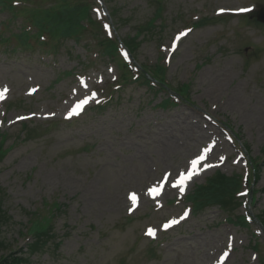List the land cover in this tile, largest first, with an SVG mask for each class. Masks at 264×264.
Segmentation results:
<instances>
[{
    "label": "rangeland",
    "instance_id": "rangeland-1",
    "mask_svg": "<svg viewBox=\"0 0 264 264\" xmlns=\"http://www.w3.org/2000/svg\"><path fill=\"white\" fill-rule=\"evenodd\" d=\"M155 1L115 0L117 34L134 35L151 18ZM162 1L165 27L142 35L135 54L145 66H166L174 86L190 85L188 99L165 109L158 107L164 94L128 84L115 94L117 102L90 111L121 75L118 63L96 49V35L108 30L95 7L92 28L78 40H59L54 53L42 52L34 41L32 51L0 46V90L7 88L0 99V133L11 148L0 164V201L9 218V227L1 229L4 255L25 252L30 238L21 234L30 214L58 203L52 238L26 264L264 261V234L253 218L264 220V28L238 15L256 12L264 0ZM13 5L19 8L21 1ZM9 18L7 10L0 11V35L35 32L23 16L11 25ZM204 18L210 21L196 28ZM186 30L172 51L176 36ZM85 98L82 112L69 116ZM23 123L34 131L30 140ZM206 147L204 165L213 167L203 165L184 193L148 198L149 188L166 174L172 181L186 172ZM251 160L258 179L241 187L244 199L231 221L216 207L191 211L184 199L196 186L216 172L251 179ZM133 193L136 205L129 199ZM236 217L251 222L242 228ZM172 220L179 222L165 229Z\"/></svg>",
    "mask_w": 264,
    "mask_h": 264
},
{
    "label": "trees",
    "instance_id": "trees-1",
    "mask_svg": "<svg viewBox=\"0 0 264 264\" xmlns=\"http://www.w3.org/2000/svg\"><path fill=\"white\" fill-rule=\"evenodd\" d=\"M10 0H0V7L2 9L6 8V3ZM56 4L48 9L33 8V9H23L22 13L27 16L28 22L37 29L36 38L41 36H48L51 39H59L61 37H70L79 31H83L82 21L88 18L89 7L87 2L92 0H53ZM105 2L111 0H104ZM5 2V3H4ZM159 2V1H158ZM158 8H160V3H158ZM113 13L114 10H113ZM160 18V11L158 10L153 19L145 25L138 26L136 28V35L134 38L127 37L125 40V47L131 54H135L138 49L139 37L144 35L147 36L149 31L153 28V22ZM201 23L200 25H202ZM30 39L28 34L25 32L20 33L16 36H10L9 38H0L2 42L16 41L20 46L28 47ZM106 53L111 54L116 52L119 48L116 41L108 40L105 38ZM43 48L46 45L41 44ZM109 51V52H108ZM144 72L150 74V76L155 79L156 85H152L147 81L143 73L139 72V80L142 81L147 87L152 89L153 87L165 86V72L161 67L156 69H148V67H141ZM180 89V92H182ZM168 103L164 102V106ZM4 135L0 134V163L7 155L8 150L4 148ZM256 169V164L254 165ZM241 178L236 177H226L220 173L213 175L209 178L204 185L197 186L192 193L187 197V201L191 204L192 209L196 212H203L207 208L218 207L228 215L233 216V212L239 206V201L237 199V194L241 189ZM2 191L0 190V194ZM48 209V210H47ZM60 206L54 204L52 206H47L44 209V214L36 213L30 216L29 225L27 228V234L31 237V243L26 246L27 254L21 251L20 256L27 255L24 257H17L13 254L4 255L1 254L6 252L7 247L5 241L1 238V229L3 227H9V218L2 209L0 201V264H25L29 262V257L38 254L42 247H46V243L52 238L53 231V220L54 212L58 211ZM47 210V211H46ZM238 219V218H237ZM239 224L246 226L245 220L239 218ZM260 223L264 227V220H260ZM58 245V244H57ZM56 246V245H55ZM45 251V250H44ZM43 251V252H44ZM42 252V253H43ZM40 253V254H42ZM264 264V262H262Z\"/></svg>",
    "mask_w": 264,
    "mask_h": 264
},
{
    "label": "snow or ice",
    "instance_id": "snow-or-ice-1",
    "mask_svg": "<svg viewBox=\"0 0 264 264\" xmlns=\"http://www.w3.org/2000/svg\"><path fill=\"white\" fill-rule=\"evenodd\" d=\"M105 27L107 28V25H105ZM188 31L190 30H186L184 32L179 33L175 40L173 41L172 44V51L175 50L176 48V43L181 39V37L186 36ZM34 91V90H33ZM7 92V88H4L3 90H0V99H2L4 97V95ZM95 97V94L93 93V98ZM88 99L85 98L81 101H79L77 104H75L73 106V108L71 109L69 116L71 115H78L80 111L83 110L84 106L88 103ZM24 117H20L19 119H23ZM210 151L209 148H204L203 149V154H200L197 158H194L190 161V167L187 169L186 173L185 172H180L179 175L172 181H169L168 179V175L166 174L164 177V181L158 186H154L152 188L148 189L147 195L152 196V197H156L159 196L161 193L162 188L164 187V183H170L171 187L173 188H177L181 193H183L185 191V188L187 186V183L192 179V177L194 175H198L200 173V171H202L203 169H201L199 167V165H201V163L206 159V154ZM208 167H213L212 164H205L204 168H208ZM129 199L131 200L133 205L137 204V196L136 194H130ZM187 216V212L184 213V216H182L180 219H183L184 217ZM178 220H172L169 221L167 224L164 225V228L167 229L168 227H171L173 224L178 223ZM147 235L150 236H154V230L153 229H148ZM225 256H227V253L224 254ZM221 260H223V257H221Z\"/></svg>",
    "mask_w": 264,
    "mask_h": 264
},
{
    "label": "water",
    "instance_id": "water-1",
    "mask_svg": "<svg viewBox=\"0 0 264 264\" xmlns=\"http://www.w3.org/2000/svg\"><path fill=\"white\" fill-rule=\"evenodd\" d=\"M257 19L259 22L264 23V9L259 12Z\"/></svg>",
    "mask_w": 264,
    "mask_h": 264
},
{
    "label": "bare ground",
    "instance_id": "bare-ground-1",
    "mask_svg": "<svg viewBox=\"0 0 264 264\" xmlns=\"http://www.w3.org/2000/svg\"><path fill=\"white\" fill-rule=\"evenodd\" d=\"M202 166H203V162L201 163V165H199V167H202ZM168 190H169V189H168ZM169 191H172V190H169ZM162 195H163V194H162ZM162 195H161V196H162Z\"/></svg>",
    "mask_w": 264,
    "mask_h": 264
}]
</instances>
